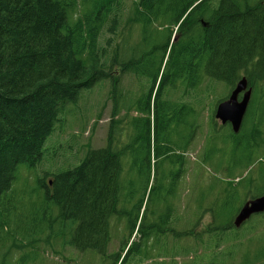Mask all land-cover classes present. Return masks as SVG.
<instances>
[{
    "label": "trees",
    "instance_id": "trees-1",
    "mask_svg": "<svg viewBox=\"0 0 264 264\" xmlns=\"http://www.w3.org/2000/svg\"><path fill=\"white\" fill-rule=\"evenodd\" d=\"M213 1L134 0L125 15V0H0L1 231L9 212L2 203L3 196L11 189L19 166L41 160L44 140L85 90L103 80L111 81L113 124L122 122L123 89L119 88V75L136 74L138 79L149 80L148 94L146 84L141 82L142 97L137 98L135 105L125 106L140 115L127 119L128 125L141 129L143 148L150 142L153 122L158 129L169 131L171 122L182 123L183 106L184 116H188L185 120L190 149L197 111L191 102L181 106L171 102L170 92L181 91L182 98L199 102V88L205 80L222 81L232 90L246 76L253 88L248 112L255 109V128L243 136L231 127L219 129L214 124L211 129L216 135H208L210 145L218 140L223 144L216 145L217 152L226 151L228 146L227 154L231 150L232 156L238 158L227 161L232 179L224 181L216 194L223 205L218 210L206 207L216 225L205 233L215 235L216 243L233 242L227 253H222L219 264H226L230 260L227 258L233 257L234 247L244 250L239 264H264V235L261 233L262 238L257 239L252 234L258 226L257 218L243 233H238L234 225L236 215L248 200L240 206L243 190L256 197L264 195V161L260 160L264 153L250 157L244 166L238 164L258 143L264 121V0H217V6L212 5ZM114 137L112 131L111 138ZM140 161L141 170L130 183L135 187L136 181L142 182L136 191L144 192L136 205L141 212L151 179V160ZM122 162L119 144L112 140L109 146L90 150L78 166L54 176L53 193H47L51 205H56L60 213L56 218H40L47 221L44 225L49 239L55 234L53 224L57 222L56 234L63 236L64 246L106 254L112 237L110 219L118 213L124 186ZM171 211V204L167 203L165 210L157 213L159 221L156 216L153 223H157V229L150 225L145 228V219L139 223V218L133 216L129 226L132 230L138 228L145 244L132 241L117 264L127 263L135 251L144 261L152 258L150 251L168 248L169 238L164 240V235L174 233L172 227L166 230V219L171 217L168 225L172 221ZM259 215L264 223V213ZM232 229H236L235 235L227 236L226 232ZM40 231L34 227L32 233ZM152 236L155 243L146 246Z\"/></svg>",
    "mask_w": 264,
    "mask_h": 264
},
{
    "label": "rangeland",
    "instance_id": "rangeland-1",
    "mask_svg": "<svg viewBox=\"0 0 264 264\" xmlns=\"http://www.w3.org/2000/svg\"><path fill=\"white\" fill-rule=\"evenodd\" d=\"M133 1L125 0L126 8L123 14L126 15L129 12ZM212 5L217 6V0H214ZM134 39H136V34ZM119 78L121 80L119 88L123 89V107L120 118L123 120L125 115L130 120L131 116H137L138 112L135 109L125 108V106L135 105L137 98L142 97L141 82L146 84L145 94H148L151 83L143 78L138 79L136 74H123L119 75ZM110 82L103 80L93 88L85 90L76 104L68 106L55 130L44 140L41 160L19 166L11 189L3 196L2 200L4 208L9 212L4 222L5 229L0 230V264H117L122 257L120 255H126V248L132 241L141 244L142 235L140 232L136 235L137 228L132 230L129 226V221L133 219V216L134 219L139 218V223L145 219L146 228L147 225L154 223L157 213L165 210L167 203L171 204L173 209L169 228L172 227L174 233L164 235V240L169 238L167 247L170 249L156 248L155 251H150L152 258L144 261H141L140 254H135L139 252L135 251L133 255L130 254L132 256L129 255L125 264H219L224 257L223 254L231 248L233 242L216 243L215 235L205 233L210 226L216 225L211 212L207 211L206 207L213 206L214 210H218L223 205L220 198L216 199V194L224 185V181L232 179L228 175L227 161L238 158L232 156L231 150L227 154L228 146H226V151L217 152V146H223L220 140L216 141V144H209L208 135H216L212 133L213 129H211L214 124L219 129L231 127L230 124H222L215 118L218 104L229 97L231 87L222 81L208 83V80H205L199 88L202 93L199 102L191 100L190 97L182 98L181 91L170 92L171 102L178 104L177 106L188 105L191 102L190 104L194 105L193 108L197 111V126L194 128L195 136L191 142L188 158L189 172L183 179L179 178L174 192H167L164 189L169 185L168 170H170V166L167 162L162 165L157 158L152 157L150 161L151 179L144 198V206L141 212L139 208L135 210L134 206L144 197V192L142 194L136 192L142 182L141 180L136 181L138 184L135 187L131 185L130 181L134 179V175L126 176L129 164L125 163V170L122 173L124 186L121 200L118 201V215L110 219L109 226L112 237L105 255L92 250L82 252L74 247L64 246L63 236L56 234L57 222L53 224L55 234L51 235L50 239L48 238L50 233L45 226L47 221L43 222L40 218L47 217L48 220L51 216L56 218L60 213V209L56 205H51L47 193L52 188L54 176L78 166L92 149L109 146L112 140L119 144V132L123 121L112 124L114 104ZM208 84H210L209 89H206ZM130 100L131 102H129ZM253 110L255 109L247 111L241 130L238 131L240 135L244 136L255 128L254 119H252ZM185 118L187 120L188 116ZM247 119H249L248 123H246ZM126 125L130 129L128 123ZM172 128L178 135L173 136V139L178 138L181 141V134L186 130V126L182 123H174ZM112 131L115 135L114 138H111ZM260 132L258 143L249 155L240 158L239 166L247 164L250 157L254 159L256 156L261 157L264 153V148H262L264 146V121ZM208 153L209 155H207ZM260 160L264 161V154ZM262 163L264 164V162ZM204 170H207L209 177L204 175L206 172ZM51 193L53 192L51 191ZM242 194L240 200L243 198V201L240 206L247 199L256 197L255 194L248 193L246 190H243ZM127 211L132 212L130 213L131 218ZM158 216L157 222L159 221ZM256 218L258 226L252 234H255L257 239L262 238L264 223L260 221L263 217L260 218L259 214L253 215L244 225L237 228L238 233L245 232L248 227L255 224ZM34 227L37 230L42 229V232L33 234ZM197 233L199 235H196ZM235 233L236 229H232L226 232V235L232 237ZM179 234L183 235L179 236ZM154 236L146 241V246H152L155 243ZM250 236L251 233L246 238ZM142 243L145 244V241L143 240ZM234 251L233 257L229 256L227 260H230L226 264H239L244 250L234 247ZM157 255L158 257L155 258Z\"/></svg>",
    "mask_w": 264,
    "mask_h": 264
},
{
    "label": "flooded vegetation",
    "instance_id": "flooded-vegetation-1",
    "mask_svg": "<svg viewBox=\"0 0 264 264\" xmlns=\"http://www.w3.org/2000/svg\"><path fill=\"white\" fill-rule=\"evenodd\" d=\"M241 99H242V95L240 96V100ZM184 109L185 108L182 106V117H183L182 124L186 126V130H184L183 133L181 134V141H179L178 138L177 139L175 138V140L173 139V136L175 137V135H177L176 131L174 132L172 128L175 122L170 123L171 131H169V128L158 129L155 123L153 122L150 128V142L148 143L147 146L143 148H142L141 139L139 138L140 133H142L141 129L138 126L135 129L130 125H129L130 129H128L126 125L127 118L125 115L123 116V120H122L123 125L121 126V131L119 136V157L121 161H123L122 172H121V177L123 182H124V178L122 176V173L125 170V163L129 164V169L126 176H131L138 174V171L141 170L140 167L142 163L140 160L148 161L149 159L151 160V158L154 157L157 158L158 162L161 163L162 165L163 163L167 162L168 165L170 166V170H168L169 185L165 186V189L167 192H173L175 190L179 178L183 179L184 176L187 175L189 172V159H188L189 151H190L189 134H188L189 126H188V122H186L185 120L186 118L184 116L185 114ZM176 124H178L177 121ZM146 131L147 130H145L144 132ZM159 139L162 140L159 141ZM49 183H51V181H49ZM50 194H51V190H50ZM134 207L135 210H137V207L136 206ZM130 213L132 212H129V216ZM117 215L118 213L115 214V216ZM170 219L169 217L166 219V226H167L166 230L170 229L168 228L169 225L167 224L168 221H170ZM150 226L152 229H157V223L152 224ZM137 233H138V228L135 234L137 235ZM123 257L124 255H122L121 258Z\"/></svg>",
    "mask_w": 264,
    "mask_h": 264
},
{
    "label": "water",
    "instance_id": "water-1",
    "mask_svg": "<svg viewBox=\"0 0 264 264\" xmlns=\"http://www.w3.org/2000/svg\"><path fill=\"white\" fill-rule=\"evenodd\" d=\"M174 40V37H173ZM253 94L248 78H242L230 91L229 97L221 101L215 111V118L222 124H230L234 133L241 130ZM242 99L240 100V96ZM264 213V195L248 199L240 208L234 219L235 227L239 228L253 215Z\"/></svg>",
    "mask_w": 264,
    "mask_h": 264
}]
</instances>
